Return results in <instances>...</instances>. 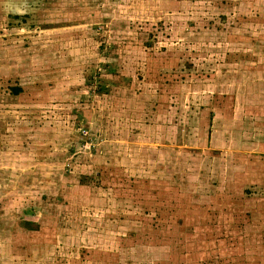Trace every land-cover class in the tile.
<instances>
[{"label": "rangeland", "instance_id": "obj_1", "mask_svg": "<svg viewBox=\"0 0 264 264\" xmlns=\"http://www.w3.org/2000/svg\"><path fill=\"white\" fill-rule=\"evenodd\" d=\"M0 264H264V0H0Z\"/></svg>", "mask_w": 264, "mask_h": 264}, {"label": "trees", "instance_id": "obj_2", "mask_svg": "<svg viewBox=\"0 0 264 264\" xmlns=\"http://www.w3.org/2000/svg\"><path fill=\"white\" fill-rule=\"evenodd\" d=\"M11 15H13V13L11 14ZM16 16H18V14H16ZM20 16V15H19ZM20 90V88L19 89H17V90H15L16 91V93H18V91Z\"/></svg>", "mask_w": 264, "mask_h": 264}, {"label": "water", "instance_id": "obj_3", "mask_svg": "<svg viewBox=\"0 0 264 264\" xmlns=\"http://www.w3.org/2000/svg\"><path fill=\"white\" fill-rule=\"evenodd\" d=\"M17 10L21 12L23 9L17 8Z\"/></svg>", "mask_w": 264, "mask_h": 264}]
</instances>
